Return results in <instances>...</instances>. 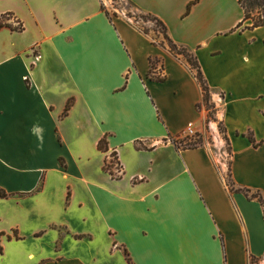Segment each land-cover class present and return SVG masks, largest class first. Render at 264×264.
Here are the masks:
<instances>
[{
  "label": "crops",
  "instance_id": "0c3cea01",
  "mask_svg": "<svg viewBox=\"0 0 264 264\" xmlns=\"http://www.w3.org/2000/svg\"><path fill=\"white\" fill-rule=\"evenodd\" d=\"M129 1L195 52L220 108L236 187L264 195V27L238 29L239 0H199L189 13L196 0ZM103 5L0 0V23L12 28L0 29V187L13 194L0 199L1 257L35 226L33 239L52 235L53 253L41 247L6 264H251L252 256L264 264V209L227 186L222 138L199 108L195 72ZM151 60L164 82L150 78ZM190 123L203 144L178 149L172 140L189 139ZM113 153L120 179L104 169ZM88 210L94 231L65 219ZM85 243L98 255L76 253Z\"/></svg>",
  "mask_w": 264,
  "mask_h": 264
},
{
  "label": "rangeland",
  "instance_id": "374dc122",
  "mask_svg": "<svg viewBox=\"0 0 264 264\" xmlns=\"http://www.w3.org/2000/svg\"><path fill=\"white\" fill-rule=\"evenodd\" d=\"M106 9L111 10V16L113 17V14L118 15V14H125L127 17L132 19L136 25L142 30L147 31L154 40L160 41L162 40V43L165 42L164 34L160 27L156 25L155 22H152L149 20L146 16V14L140 13L139 11L136 10V8L131 4L129 0H106ZM14 24V23H13ZM15 26L19 27V25L14 24ZM220 111V108L212 101L210 104V110L207 111V122L208 124L210 122H216L218 125V130L219 134L222 138V144H223V149L221 156H219L220 163H218V168L220 172L225 176V178H229L230 174V168L232 166V152L230 149V146L228 145L227 141L225 140L224 137V124L218 119V112ZM210 125V124H209ZM208 125V129L209 126ZM219 136L216 138L211 137L210 141L213 144H217L219 142ZM200 138H189L187 141H192L196 144ZM77 213V212H76ZM93 213L91 210H88L87 212H81V214H75L70 213L66 216V220L74 225L79 231L84 232L85 231H94L93 226L94 223L92 220H90V216ZM47 225V218L43 219L39 224H36L38 227H45ZM35 230V226H34ZM33 228L31 226L29 227H23L21 235L23 237H26L27 240L21 243H18L17 245H9L7 249V256L1 257L0 254V264H6L8 260H11L13 256H18V255H28L32 251H37V248H43L44 252L47 254H52V247L55 242H53L52 235H46L42 240L39 239H33ZM63 236V234H62ZM61 244H63V240L60 241ZM63 248V247H62ZM78 254L81 255H86L88 256H93V255H98L99 247L93 244H88L85 243L81 245L77 250ZM64 252L67 253V255H70L71 252H74L73 248L71 245L64 246ZM38 254V253H37ZM89 260V259H88Z\"/></svg>",
  "mask_w": 264,
  "mask_h": 264
},
{
  "label": "trees",
  "instance_id": "16d2710c",
  "mask_svg": "<svg viewBox=\"0 0 264 264\" xmlns=\"http://www.w3.org/2000/svg\"><path fill=\"white\" fill-rule=\"evenodd\" d=\"M198 1L199 0H196L194 3H192L189 6L188 13L190 12L191 7L193 5H195ZM239 3L241 4L242 8L245 11V18H244V22L238 26V29L243 28L244 23L248 22V21H252V25L250 27L243 28V30L244 29H256V28L264 27V0H239ZM102 9L104 12H106L108 17L111 20H113L111 13L106 9V7L104 5H103ZM146 17L149 20H151L152 22H155L156 25L158 27H160V29L162 30V32L164 34V38H165V42L163 43V45L167 46L171 50V52L174 55H176L177 57L184 58L187 61V63L190 65L192 70L195 72V75H196V77H197V79H198V81H199V83L203 89V93H204V100H203L202 105H199V108L202 109V106H204L206 111H209L210 110V104L213 101L212 95H211L210 87L207 83V80H206L202 70H201V67H200V64L198 62V58H197L195 52L190 50L187 47L180 46V45L176 44L170 38V36L168 34L167 26L159 18H157L156 16H153L151 14H147ZM4 27L11 28L10 26H7L5 24L0 23V29L4 28ZM19 27L20 28H18V30H22L21 25H19ZM143 31L146 34H149L147 31H145V30H143ZM160 63L161 62L159 60H151L150 78L154 81H157V82H164L166 80V76H163L161 72H157V69H158V66ZM161 70L163 71V66H162ZM73 102H74L73 100H70L68 102L64 116H67L69 114V112L73 106ZM223 132H224L225 140L227 141V143L229 145L228 139L225 135V128H224ZM108 138H109V135H106L98 144L99 150L104 152V153H107L109 151ZM250 138H251L252 142L254 143L255 147H258L260 145V144L256 143V141L252 135H250ZM172 142L177 146L178 149H196L203 144V140L201 138L198 140V142H196V144L192 141L188 142L187 140L179 141V140L174 139V140H172ZM137 148H139V149L142 148L139 143L137 144ZM112 157L115 158V160L117 161V154L116 153H113ZM116 161H113L112 163H108V161H107L104 169L114 179H120L122 176L118 177L113 172L114 164ZM225 180H226L227 186L229 187L231 192L242 193L248 199L258 201L264 209V195H263V193L261 191H258V190L254 191V190L249 189V188H237L236 183L234 182V179L232 176L231 168H230L229 178H225ZM12 196H13V194H10L5 189L0 187V199H9ZM251 264H261V259L258 257L252 256L251 257Z\"/></svg>",
  "mask_w": 264,
  "mask_h": 264
},
{
  "label": "built area",
  "instance_id": "2783aa9c",
  "mask_svg": "<svg viewBox=\"0 0 264 264\" xmlns=\"http://www.w3.org/2000/svg\"><path fill=\"white\" fill-rule=\"evenodd\" d=\"M185 133H186V136L188 138H197L198 137V132H197V129H196V126L194 123H190L188 125ZM113 161H116L115 158L110 157V159L108 160V163H112ZM113 172L118 177H121L123 175L122 168H121L120 164L118 163V161H116L114 164Z\"/></svg>",
  "mask_w": 264,
  "mask_h": 264
}]
</instances>
